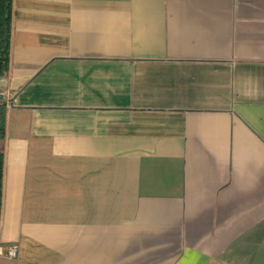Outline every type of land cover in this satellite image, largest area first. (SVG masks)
<instances>
[{
  "label": "crops",
  "instance_id": "0c3cea01",
  "mask_svg": "<svg viewBox=\"0 0 264 264\" xmlns=\"http://www.w3.org/2000/svg\"><path fill=\"white\" fill-rule=\"evenodd\" d=\"M0 94V264H264V0H12Z\"/></svg>",
  "mask_w": 264,
  "mask_h": 264
},
{
  "label": "trees",
  "instance_id": "16d2710c",
  "mask_svg": "<svg viewBox=\"0 0 264 264\" xmlns=\"http://www.w3.org/2000/svg\"><path fill=\"white\" fill-rule=\"evenodd\" d=\"M12 0H0V78L8 72L10 57V21ZM6 131V102L0 101V213L2 202L3 142Z\"/></svg>",
  "mask_w": 264,
  "mask_h": 264
},
{
  "label": "built area",
  "instance_id": "2783aa9c",
  "mask_svg": "<svg viewBox=\"0 0 264 264\" xmlns=\"http://www.w3.org/2000/svg\"><path fill=\"white\" fill-rule=\"evenodd\" d=\"M3 254L7 259L15 260L18 257V246L16 244L6 246Z\"/></svg>",
  "mask_w": 264,
  "mask_h": 264
},
{
  "label": "water",
  "instance_id": "95a60500",
  "mask_svg": "<svg viewBox=\"0 0 264 264\" xmlns=\"http://www.w3.org/2000/svg\"><path fill=\"white\" fill-rule=\"evenodd\" d=\"M0 101L1 102H5L6 101V98L3 94H0Z\"/></svg>",
  "mask_w": 264,
  "mask_h": 264
}]
</instances>
